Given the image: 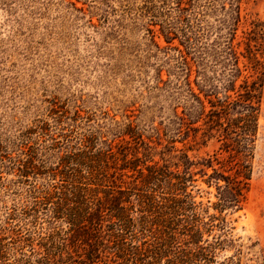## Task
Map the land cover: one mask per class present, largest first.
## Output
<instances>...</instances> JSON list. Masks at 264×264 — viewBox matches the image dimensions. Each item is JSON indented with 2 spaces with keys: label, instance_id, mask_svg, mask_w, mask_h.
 Returning a JSON list of instances; mask_svg holds the SVG:
<instances>
[{
  "label": "rangeland",
  "instance_id": "rangeland-1",
  "mask_svg": "<svg viewBox=\"0 0 264 264\" xmlns=\"http://www.w3.org/2000/svg\"><path fill=\"white\" fill-rule=\"evenodd\" d=\"M235 4L241 73L232 86L225 42ZM252 21L264 26V0H0V242L8 261L170 264L186 246L183 235L165 244L153 222L116 246L104 208L81 226L58 217L52 184L62 190L74 165L63 169L61 157L86 152L100 179L89 186L105 206L117 186H140L145 166L190 172L194 200L225 220L203 233L218 241L212 264H264V73L240 208L215 209L218 189L207 182L212 167L236 176L241 155L222 128L240 107L225 115L212 103L226 95L243 102L244 80L254 78L244 57Z\"/></svg>",
  "mask_w": 264,
  "mask_h": 264
},
{
  "label": "trees",
  "instance_id": "trees-1",
  "mask_svg": "<svg viewBox=\"0 0 264 264\" xmlns=\"http://www.w3.org/2000/svg\"><path fill=\"white\" fill-rule=\"evenodd\" d=\"M233 11L235 15L232 16L231 22L227 26V38L231 39L225 42L227 54L225 58L233 62L230 63L229 71L226 74L228 76L227 85L232 86L235 82L232 77L241 73V69L238 67V55L232 41L235 38L236 25L240 20L238 4H235ZM251 24L249 37L251 43L248 44L247 54L244 57L250 64L249 67L254 78L250 81L244 80V85H242L243 102L226 95L224 98H217L212 103L218 107L219 111L217 112L225 115L230 110L240 107L239 110H236L237 118H226V125L222 128L224 138L230 140L228 142L231 149L241 155L239 161L232 163L236 176L224 175L213 168L212 164H207L212 167L207 182L215 181L218 189V199L213 204L218 211L226 208H240L241 198L248 188L252 171L249 157L252 154V142L257 128L258 108L254 104V97L262 85L264 73L261 60V53L264 49V26L258 21H252ZM218 125H222L221 122H218ZM87 155L89 154L86 152H78L61 157L63 169L69 166L71 161L74 162V165L64 171L66 183L60 185L62 190H55L57 185L52 184L53 193L58 196L55 207L58 217L66 219L72 226H81L93 211L100 215L102 208L107 209L114 217L112 229H114L116 246L119 243L123 246L124 241L122 240L128 232L138 228L146 229L148 222H153L161 226L158 231L164 234L165 244L168 246L177 242L178 235L186 236V246L173 252L174 260L170 264H212L214 262V245L218 244V241L208 242L207 239H203V233L211 231L214 225L213 220H225L215 214L208 213L209 206H203L201 202L194 200L191 192L188 191V187L193 181L190 172L186 170L178 172L165 166L150 165L145 166L147 173L143 176V170L137 168L139 177L143 176L141 185L133 186L127 190L117 186L116 189L114 188V192L119 195L114 196V204L105 206L101 198L95 195L94 189L89 186L91 183L95 184L92 181L100 179L93 174L92 157ZM125 167L127 165L124 164L122 168ZM131 167L134 169L137 166ZM220 179L224 181L223 185L218 184ZM131 197H134V202L131 201ZM7 255L4 245L0 242V264H11Z\"/></svg>",
  "mask_w": 264,
  "mask_h": 264
}]
</instances>
